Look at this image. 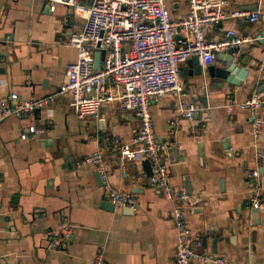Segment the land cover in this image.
Returning a JSON list of instances; mask_svg holds the SVG:
<instances>
[{
    "label": "crops",
    "instance_id": "obj_1",
    "mask_svg": "<svg viewBox=\"0 0 264 264\" xmlns=\"http://www.w3.org/2000/svg\"><path fill=\"white\" fill-rule=\"evenodd\" d=\"M78 2L91 6L94 0ZM49 4L0 0V100L13 93L22 99L57 93L68 65L77 60V49L63 40L82 30L84 20L61 4L51 12ZM166 4L173 20L189 13L188 0ZM231 10H264V0H232ZM231 30L256 39L234 55L238 84L197 76V63L191 59L181 76L187 100L201 111L193 120L183 118L176 97L166 95L152 102V115L158 139L171 144L166 153L171 186L176 192L191 191L184 216L193 240L203 242L197 251L211 259L209 264L218 259L224 264H264V105L257 141L249 113L226 109L254 92L264 100V43L259 41L264 21L228 19L206 28V40L220 42ZM229 63L218 56L212 65L221 69ZM70 102V94L62 95L32 117L0 121V264H94L98 256L103 264H172L177 245L172 203L150 184L144 159H125L113 143L116 137L131 141L139 121L109 106L102 108L101 120H79ZM32 126L37 134L23 140ZM99 149L112 186L132 193L136 208L115 207L105 198L96 168L86 162ZM257 165L263 201L255 218L246 203L249 173ZM53 229L60 232L58 250L48 247L47 232Z\"/></svg>",
    "mask_w": 264,
    "mask_h": 264
},
{
    "label": "built area",
    "instance_id": "obj_2",
    "mask_svg": "<svg viewBox=\"0 0 264 264\" xmlns=\"http://www.w3.org/2000/svg\"><path fill=\"white\" fill-rule=\"evenodd\" d=\"M48 1L51 12L61 4L84 20L82 30L63 40L65 46L77 49V60L68 65L66 80L57 93L40 99H22L13 93L0 100V121L10 117H32L51 108L59 96L66 94L71 95L70 107L79 120H101V110L106 106L133 114L139 121L136 135L129 142L116 137L113 143L129 161L150 160L154 171L150 184L172 203L171 217L177 235L172 264H209L211 259L197 251L203 247L202 240H193L192 230L185 220L184 203L189 201V196L185 192H176L170 184L166 153L171 144L157 137L152 102L174 95L179 115L193 120L201 108L187 100L181 76L183 65L198 58L199 66L206 68L215 62L218 53L256 40L238 37L231 30L222 41L208 42L205 29L236 18L258 23L264 21V10L251 13L231 10L232 0H188V15L173 20L166 0H94L91 6L81 5L78 0ZM230 37L233 39L229 40ZM96 53H104L99 69L94 66ZM261 70L264 71V63ZM263 105L261 95L254 92L248 100L231 102L226 109L228 113L236 110L249 113L254 140L257 141L263 124L259 113ZM171 125L175 127L177 121H172ZM37 132L32 126L21 138L26 140ZM86 162L99 173L108 201L115 207L136 208L132 193L112 186L106 156L100 149ZM249 180L250 197L246 207L260 209L263 190L258 165L250 171ZM63 227L65 229L67 225ZM67 229L65 232L70 236L71 231ZM47 241L49 249H60V232L49 230ZM214 261L224 264L223 260ZM103 262V257L98 256L94 264Z\"/></svg>",
    "mask_w": 264,
    "mask_h": 264
},
{
    "label": "water",
    "instance_id": "obj_3",
    "mask_svg": "<svg viewBox=\"0 0 264 264\" xmlns=\"http://www.w3.org/2000/svg\"><path fill=\"white\" fill-rule=\"evenodd\" d=\"M232 39H233V37L229 38V40H232ZM259 41L261 43H264V32L262 34H260ZM239 50H240L239 47L229 48L226 52L217 54V57L219 56L220 58H224L228 62L231 63V65H229L227 68L218 69L217 67H215L211 64L207 67L206 71H203L202 67L199 66V64H198V58H193V60L197 63V65L195 66V74L197 76H205V74H206L211 79H218V80H221L223 83L228 82V83H232V84H238L237 79L234 78V74L239 72L238 71L239 67L235 63H233V60H234L235 53H237ZM103 55H104V53H96L95 63H94L95 69H99L100 61H101ZM242 73L243 74L245 73L247 75V71L244 69H242ZM259 84L263 85V82H259ZM203 102H204V104H206L205 99H203ZM142 166H143L144 171L146 172L147 176L152 177L154 174V171H153V166H152L150 160L144 159L142 162ZM98 178L101 179L99 173H98ZM186 189H187L186 194L188 196H191V191L188 189V187ZM252 215L255 218H258L260 215V209L252 210Z\"/></svg>",
    "mask_w": 264,
    "mask_h": 264
}]
</instances>
